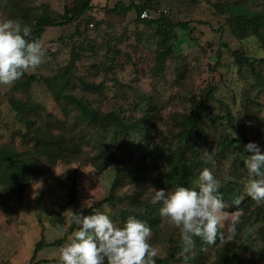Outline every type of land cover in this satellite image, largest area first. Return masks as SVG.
<instances>
[{
	"label": "trees",
	"instance_id": "1",
	"mask_svg": "<svg viewBox=\"0 0 264 264\" xmlns=\"http://www.w3.org/2000/svg\"><path fill=\"white\" fill-rule=\"evenodd\" d=\"M7 1L16 4L15 0ZM159 5L158 0L141 2L131 0L129 4L119 0L113 8L107 9L109 12H119L122 15L134 10L138 23L145 27L153 26L157 44L151 69L154 79L163 75L166 58L178 55L180 51L178 47L182 43V40L178 39L182 37L180 32L192 30L190 20L174 22L162 12L153 17L149 12ZM212 5L215 11L224 17V22L218 30H225L227 26L229 32L243 43L240 47L231 49L226 41L222 42V45L231 51L234 69L241 76L238 87L240 94L236 101L241 102L242 111L234 113L230 104L216 95L217 87L213 83L208 84L198 101H192L190 110L183 113L179 111L165 113L173 99L177 98L181 104L185 103L179 98L183 97L180 93L175 95L170 93L160 106L157 105V94L154 91L139 93L130 112L125 114L119 109H100L93 104L89 96H76L64 92L62 86L68 84L74 62L87 52L90 54L89 57L93 58L92 64L89 65L93 79L81 78V84L87 88L86 90L103 93L110 80L118 87L122 85L119 78L124 70L119 58L121 52L119 44L122 40L116 39L118 41L116 46L107 45L103 53L101 49L104 43L97 44L86 35L95 27H89V23L84 25L83 30L76 27L72 36L76 34L77 40L71 48L70 62L59 74L52 78H42L26 73L12 86L10 105L15 111L13 118L19 126L13 127L11 138L18 137L19 141L17 144L12 142L0 144V210L10 223L16 222L24 192L31 181L51 172L57 161L65 164L77 161L79 165L92 166L98 170L110 166L113 177L109 191L94 207H101L103 204L111 207L114 222L118 226L130 215L147 221L153 233L149 243L154 247L160 245L155 264H264V204H255L244 191V185L250 177L240 155L248 142H255L260 151L264 152V115H259V111L264 108V104L259 102V95L264 93V0H223ZM94 7L92 0H74L72 5H64V11L58 18L34 15L29 22L32 38L40 41L46 26L57 27L70 23L79 25L83 17ZM22 11L24 10L17 8L14 13L19 15L23 13ZM143 11H147L148 16L142 17ZM198 23L204 22L199 20ZM139 39L140 37L138 41ZM247 40L257 44L260 52L248 48ZM127 52L134 53L132 50ZM219 53L220 51L218 56ZM210 68L214 70L215 64L210 65ZM96 77L100 79L95 80ZM40 79L56 101L65 103L64 119L56 118L38 103L26 98L28 87ZM16 92H21L24 98L16 97ZM187 99L190 101L192 98L184 100L187 102ZM211 102L218 104L219 112L214 113L211 110ZM204 117L210 119L214 125L211 131L218 135L216 151L212 155L214 160L207 164L203 162L205 152L202 141L205 131L200 124ZM83 145L92 147L100 145V153L95 157H89L88 154L85 156L80 148ZM131 146H135L138 152L137 159H133V154L129 151ZM124 150L128 152L129 157L118 158L120 152ZM117 151L118 156L115 158ZM229 154H233V158L235 155L239 160H231L229 168L223 170L222 164ZM146 157L152 159L150 165L141 160ZM204 167L211 169L221 182L219 192L227 206L226 210L241 213L242 222L237 226L236 236L239 243L237 246L230 243L222 246L217 241L216 245L208 246L203 245L197 238L196 248L185 261L181 256L180 229L160 218L158 215L160 205L151 203V191H142L139 182L146 179L150 184L153 183L148 172L152 168L163 174L160 188L171 190L177 186L192 187L193 181ZM125 183L133 184V195L128 191H121ZM68 190L72 210L80 211L74 180ZM237 198L240 200L239 205L233 204ZM39 203L38 199L37 204ZM50 214L49 221L55 228L60 227L63 220L59 218L58 211L52 210ZM250 222H260L259 232L257 231L262 243L260 247L255 248L252 243L243 240L242 236L245 234L243 231ZM74 230H77L76 225H69L62 238L48 242L41 231L30 264H33L37 252L45 247L60 246L66 235Z\"/></svg>",
	"mask_w": 264,
	"mask_h": 264
},
{
	"label": "rangeland",
	"instance_id": "2",
	"mask_svg": "<svg viewBox=\"0 0 264 264\" xmlns=\"http://www.w3.org/2000/svg\"><path fill=\"white\" fill-rule=\"evenodd\" d=\"M73 1L15 0V6L7 0H0V21L7 19L19 20L23 25L30 27L29 22L34 15H49L58 18L64 11V5H72ZM118 1L92 0L95 7L83 17L79 25L70 23L57 27L46 26L40 40L47 49L45 62L35 71H30L27 74H35L42 78H52L59 74L70 62L71 48L77 40L76 34L72 36L75 28L79 27L83 30L84 25L89 23L88 26L95 27V29L89 31L86 35L89 40H94L97 44L104 43V47L101 49L103 53L107 45L116 46L118 43L116 39L122 40L119 44L121 51L119 54L120 65L124 69H122L123 73L119 75L122 85L118 87L113 80H110L103 89V93L98 94L86 90L87 88L81 84V78L84 80L93 79L89 72V65L92 64L93 58L89 57L90 54L87 52L82 58L74 62L68 84L62 86L64 92H70L76 96H89L93 104L99 106L100 109L109 110L114 108L123 110L125 114L130 112L136 95L139 93L154 91L157 94L158 106L168 98L170 93L173 95L180 93L183 97L179 98H182L181 101L185 103L181 104L177 98L173 99V103L166 108L165 113L172 111L183 113L188 112L192 101L197 102L200 96L204 94L207 85L213 83L217 87L216 95L228 102L234 113H237L238 110L242 111L241 102L236 101L237 96L240 94L238 87H240L241 76L234 69L235 64L231 51L226 49L222 42L226 41L231 49L238 48L243 43L229 32L227 26L225 30H218L224 22V17L215 11L212 4L223 0H158L160 2L158 8L149 12L153 17H157L162 12V14L171 17L174 22L190 20V27H192L190 32L189 29L180 32L182 34V37L178 38L182 40L181 45L178 47L180 51L178 55L166 58L163 75L157 76L158 79L153 78L151 71L157 49L153 26L150 28L138 23L134 10L125 15L119 12H109L107 9L113 8ZM122 1L125 4L131 2V0ZM135 2H141V0H135ZM17 8L24 10L23 13L19 15L14 13ZM199 20L204 23H198ZM96 24L97 26H95ZM138 37H140L139 41ZM247 42H249L246 45L248 48L260 52L257 44L250 40H247ZM129 50L134 51V53H128ZM218 51H220L219 56L217 55ZM214 64L216 68L212 70L210 65ZM99 79V77H96L95 80ZM57 85L61 86V84ZM12 90V86L0 85V144L4 142L17 144L19 141L18 137L11 138L13 127L18 128L19 126L16 119L13 118L15 111L10 105ZM15 96L24 98L21 92H16ZM259 97L260 104H264V93L262 92ZM26 98L38 103L41 108L46 109L56 118L64 119L63 107H65V103L56 101L42 79L33 82L28 87ZM185 98L192 99L190 101L187 99L186 102ZM210 106L214 113L220 111L217 103L211 102ZM259 115H264V108L259 111ZM211 116L213 115L211 114ZM200 124L203 125L205 131L202 141L203 151L211 156V160H214L212 155L216 151L215 146L218 135L212 133L211 130L214 129V125L208 117H204ZM80 148L81 152L86 154L85 156L88 154L89 157H95L97 153H100V145L94 147L83 145ZM129 151L133 154V159H137L138 152L135 150V146H131ZM117 156L118 151L115 158ZM120 156L127 159L129 154L124 150L120 152L118 158ZM233 159L239 160L235 155L233 158V154H229L227 159H224L223 170L229 168ZM141 160H145V163L150 165L152 159L146 157ZM148 172L153 179V183L150 184L148 180L141 179L139 184L142 191H151L150 188L152 187L161 189L159 185L162 183L163 174L152 168ZM112 177L110 166L98 170L92 166L79 165L77 161L70 164L57 161L51 172L34 178L24 192L22 205L15 223H10L0 210V264H30L34 246L40 238L41 231L45 234L47 242L64 236L69 224L63 212L69 209L72 210L68 188L73 180L75 181L79 209L83 210L85 215H89L92 214L93 210L83 207V205L88 200H94L97 204L104 198L109 191ZM41 181L43 187L42 189H36L38 195L33 198V191L38 186L36 183ZM130 184L125 183L121 191L132 193L134 186ZM38 199L39 204H37ZM52 210L58 211L59 218L63 220L58 228H55L49 221ZM95 210L102 212L110 210L108 214L114 221L112 209L107 204H103ZM241 219L240 217V223L242 222ZM259 226L260 222H250L243 231L246 235L242 236L244 241L252 243L255 248L262 245L260 236L257 233V231L259 232ZM75 231L67 234L60 246L45 247L37 252L33 264H60L59 250L68 242L69 237ZM238 243L239 240L235 238V241L230 244L237 246ZM159 247L160 245H157L156 248L159 250ZM252 256L255 257L256 255Z\"/></svg>",
	"mask_w": 264,
	"mask_h": 264
},
{
	"label": "clouds",
	"instance_id": "3",
	"mask_svg": "<svg viewBox=\"0 0 264 264\" xmlns=\"http://www.w3.org/2000/svg\"><path fill=\"white\" fill-rule=\"evenodd\" d=\"M46 55L47 49L32 38L29 26L19 20L0 21V85L13 86L44 63ZM240 155L250 177L244 191L257 205L264 204V152L255 142H248ZM210 161L206 152L203 162ZM36 184L33 198L38 195L36 189L43 187L42 181ZM221 186L212 170L204 167L192 187L150 188L151 203L160 205V218L180 229L181 256L185 261L196 248L197 238L208 246L217 241L222 246L235 241L241 213L226 210L219 192ZM95 203L88 200L83 205L93 210L89 215L83 210L63 212L67 223L76 225L77 230L60 248V264H155L159 250L149 243L153 233L148 222L130 215L118 226L108 214L110 210H95ZM233 204L239 205L240 200L237 198Z\"/></svg>",
	"mask_w": 264,
	"mask_h": 264
},
{
	"label": "built area",
	"instance_id": "4",
	"mask_svg": "<svg viewBox=\"0 0 264 264\" xmlns=\"http://www.w3.org/2000/svg\"><path fill=\"white\" fill-rule=\"evenodd\" d=\"M141 16H142V17H146V16H148L147 11H143V12L141 13Z\"/></svg>",
	"mask_w": 264,
	"mask_h": 264
}]
</instances>
